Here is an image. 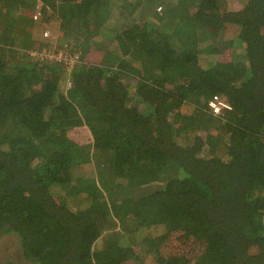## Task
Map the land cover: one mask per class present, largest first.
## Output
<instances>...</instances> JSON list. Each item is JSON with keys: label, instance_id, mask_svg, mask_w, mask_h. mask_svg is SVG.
Instances as JSON below:
<instances>
[{"label": "trees", "instance_id": "1", "mask_svg": "<svg viewBox=\"0 0 264 264\" xmlns=\"http://www.w3.org/2000/svg\"><path fill=\"white\" fill-rule=\"evenodd\" d=\"M39 1L54 51L37 0H0V237L28 264H189L159 250L179 231L190 264H264V0Z\"/></svg>", "mask_w": 264, "mask_h": 264}, {"label": "rangeland", "instance_id": "2", "mask_svg": "<svg viewBox=\"0 0 264 264\" xmlns=\"http://www.w3.org/2000/svg\"><path fill=\"white\" fill-rule=\"evenodd\" d=\"M40 22L37 23L35 26V30H34V38L38 41H41L43 43L46 44V48L51 47L53 48L54 51V47L57 46L56 43V35L54 33L53 28H51V26L48 23H44ZM44 31H48L50 33V36L48 38H44L42 36V33ZM61 52V51H58ZM57 52V53H58ZM102 52L96 51L94 49H90L89 52H87L85 55V60L87 62H91V63H99L102 60ZM63 55V54H62ZM56 58L57 54L55 55L54 53L51 54H44L41 51H39V54L37 55V57L39 59L43 58ZM64 56V55H63ZM77 56V55H76ZM224 59H228V57L224 58ZM63 129V128H60ZM48 132L44 133L43 135H41L38 139V145L39 147H41L42 150L46 151V146H48L49 144L47 143V137H49V134H47ZM86 133V135H85ZM83 132V133H79L78 134V138H77V134L75 135L74 133H67L68 135V139L72 140L71 142L77 143L79 144L78 146L80 147H84L87 146V158L91 159V154L93 152V141L91 138V135L89 133V131L87 132ZM86 138V139H84ZM69 141V140H68ZM84 143V144H83ZM84 145V146H83ZM82 150V148H80ZM154 184V183H153ZM99 190L101 189V191L103 193H105V195L107 197L110 196V193L102 188L101 186H98ZM78 188V187H77ZM77 194L76 190L72 191V195L75 196ZM83 207V201L81 199H75L72 208L74 210H80ZM163 229H161V227H152L149 228V230H145L143 231V233L145 234H161L163 233ZM121 242H125L124 247H130L135 249V247H131V244L128 243L126 241V237L124 235V233L121 232ZM140 236V234L138 235V237ZM141 239V238H138ZM123 242V243H124ZM132 243V242H131ZM128 245V246H127ZM133 245V244H132ZM198 245L192 243L191 241H186L183 242L181 239V232L179 231H170L167 232L164 236V238L162 239L160 246H159V250L160 253L163 257L165 256H172L173 254L176 255H181L183 257H185L189 262V264L194 261L199 255H200V250L197 247ZM132 249V250H133ZM138 248L135 249V251L137 252ZM5 260H13L15 262H18L19 264H28L25 259L23 258L20 248L18 246V240L13 236V235H5V236H1L0 237V262L5 261Z\"/></svg>", "mask_w": 264, "mask_h": 264}, {"label": "built area", "instance_id": "3", "mask_svg": "<svg viewBox=\"0 0 264 264\" xmlns=\"http://www.w3.org/2000/svg\"><path fill=\"white\" fill-rule=\"evenodd\" d=\"M46 14H47V10L45 9L43 3L39 0H37L36 5L34 6V8H32V10L29 14V17H30V20L32 21V23L36 24V23L43 22ZM42 36L44 38H48L50 36V33L48 31H44L42 33ZM38 54L39 53H37L36 56ZM56 58L58 60H60V59L67 60L68 59L67 63L71 67L78 62V57L76 55L68 56V58H67L65 55L63 56L61 54V52L57 53ZM208 108L212 114L218 115L223 109L229 110L230 106L226 102L220 100L219 98L213 97V99L210 100L208 103ZM263 223H264V217H263Z\"/></svg>", "mask_w": 264, "mask_h": 264}]
</instances>
